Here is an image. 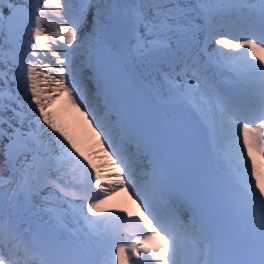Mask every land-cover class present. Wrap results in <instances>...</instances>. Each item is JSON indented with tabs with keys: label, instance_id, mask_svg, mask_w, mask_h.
Returning <instances> with one entry per match:
<instances>
[{
	"label": "snow or ice",
	"instance_id": "1",
	"mask_svg": "<svg viewBox=\"0 0 264 264\" xmlns=\"http://www.w3.org/2000/svg\"><path fill=\"white\" fill-rule=\"evenodd\" d=\"M0 264H264V0H0Z\"/></svg>",
	"mask_w": 264,
	"mask_h": 264
},
{
	"label": "bare ground",
	"instance_id": "2",
	"mask_svg": "<svg viewBox=\"0 0 264 264\" xmlns=\"http://www.w3.org/2000/svg\"><path fill=\"white\" fill-rule=\"evenodd\" d=\"M243 33H237V36H243ZM258 55H260V53H258ZM223 79L225 80V82L229 83L230 82V78L225 76L223 77ZM95 123V122H93ZM73 128L78 132V134L82 135V137H88V138H92L93 142L95 141V144L97 143L98 148H100V144L97 142V140L95 139L94 133H92L91 128L88 126L87 121L84 119V117H78V119H74L72 122ZM227 146L226 145H222V149L226 151ZM110 151V149H109ZM221 153H223V151H221ZM114 155V154H113ZM254 155L256 157V162L257 165H259L261 163V156L260 154L254 150ZM110 163V167H111V173L108 174V176L110 175V177L105 178L102 183L105 184L106 186L111 184L113 182V180L115 179L114 177V172L115 169L113 166H111V161L109 160ZM226 164H228L227 160L225 161ZM103 209L105 210V213L117 210V209H127V211L132 212V213H136L139 210L137 209V206L135 203H133L132 199L129 196V193L126 192L125 190L121 189L117 192H115L113 195H111L106 204L102 206Z\"/></svg>",
	"mask_w": 264,
	"mask_h": 264
},
{
	"label": "rangeland",
	"instance_id": "3",
	"mask_svg": "<svg viewBox=\"0 0 264 264\" xmlns=\"http://www.w3.org/2000/svg\"><path fill=\"white\" fill-rule=\"evenodd\" d=\"M225 51H227V49H225ZM49 59L51 60L52 58L49 56ZM56 106L60 107L59 102H57ZM74 134L77 135L81 147L85 151V154L88 155L89 158L93 161V163H95L97 167L101 169L102 174L105 175L106 178L110 177V175L108 176V174L111 173V167L107 155L104 152V149L101 147L98 148L97 143L95 144V141L93 142L92 138H86L84 136L82 137V135L78 134L76 130Z\"/></svg>",
	"mask_w": 264,
	"mask_h": 264
}]
</instances>
